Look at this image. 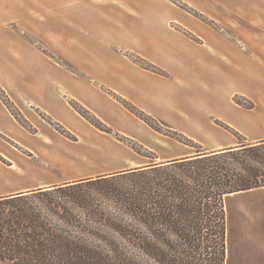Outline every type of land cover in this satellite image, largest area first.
Masks as SVG:
<instances>
[{"label":"crops","instance_id":"0c3cea01","mask_svg":"<svg viewBox=\"0 0 264 264\" xmlns=\"http://www.w3.org/2000/svg\"><path fill=\"white\" fill-rule=\"evenodd\" d=\"M183 1L207 13L213 24L169 1L170 11L164 10V15L157 11L159 18L151 13V30H144V25L139 24L136 32H125L123 38L117 33L106 39V34L91 33L85 23L63 20V29L83 31L85 37L82 41H67L68 46L78 49L77 58L87 68L90 66V70L77 74L65 71L25 40L23 25L32 21V28L41 29V25L46 26L42 15L45 10H66L69 17L82 16L87 13L85 7L98 3L123 16H135L137 12L127 0H0V84L19 116L36 127L35 131H28L0 97V154L13 161L18 145L27 147L28 142L40 136L53 135L51 130H43L44 122L63 124L70 131L91 137L89 122L74 109L73 101L125 135L143 139L141 120L114 94L175 127L213 124L217 145L211 149L263 144L264 0ZM232 15L240 16L243 24L230 23L229 19L237 20L229 17ZM171 23L181 26V30ZM118 26L126 28L127 24L119 22ZM48 37L61 43L60 34ZM126 50L163 73L140 66L124 54ZM28 51L31 57L27 56ZM67 51L70 53V48ZM35 54L47 60L49 71H35ZM236 93L247 98L250 105L235 104L231 97ZM232 127L242 128L237 129L242 139L226 129ZM28 149L39 150L31 146ZM187 154L181 152L177 156ZM7 166H14V162ZM28 188L31 187H0L2 192ZM224 209L226 264H264V185L225 195Z\"/></svg>","mask_w":264,"mask_h":264},{"label":"trees","instance_id":"16d2710c","mask_svg":"<svg viewBox=\"0 0 264 264\" xmlns=\"http://www.w3.org/2000/svg\"><path fill=\"white\" fill-rule=\"evenodd\" d=\"M263 147L198 152L174 161L173 172L156 164L129 171L137 179L109 194L117 215L96 222L106 229H91L76 213L101 215L70 192L82 182L2 195L0 264H226L224 196L264 185L260 168L247 161L262 158Z\"/></svg>","mask_w":264,"mask_h":264},{"label":"rangeland","instance_id":"374dc122","mask_svg":"<svg viewBox=\"0 0 264 264\" xmlns=\"http://www.w3.org/2000/svg\"><path fill=\"white\" fill-rule=\"evenodd\" d=\"M168 1L173 6L187 11L200 20L213 24V20L209 18L207 13L199 12V9L190 6L183 0H127L131 7L137 12L135 16L131 17L125 14L123 16L119 12L108 10V7L104 3L85 7V12L87 13H84V10H82V13L85 14L84 17V14H82V16L76 14L75 16L69 17L66 14V10H45L42 12V15H45L46 26L44 27L41 25V29H34L31 27L33 26L32 21H30V25L29 22H27V25H23V38L31 45H34L37 50L45 54V56L61 65L65 71H74V73L79 74L82 71L90 70V66L87 68L86 63L82 62L80 58H77L78 49L74 48L73 45L72 47L71 45L68 46L67 41L74 39L82 41L85 37L83 36V31L80 33V31L77 30L76 33H73L72 31L63 29L61 26L63 20L67 21L68 18H70L75 24L85 23L86 28L91 33L106 34V39L114 37L117 33L123 38V33L125 32L128 34L130 33V35L136 32L139 24L144 25V30H151V26H148L151 13L155 15L157 11H163L164 15V10L170 11ZM221 9L226 10L223 8ZM114 10L119 11L116 7ZM209 10L216 9L210 8ZM155 16L157 18L160 17L158 14ZM229 17H234L236 19L237 16L232 15ZM239 17L240 16L237 17V20L229 19L228 21H230V23L236 22L243 24L244 20L238 19ZM178 19L191 25L186 19ZM119 22L126 23V28L119 27ZM171 25L181 30V26H177V24L174 23H171ZM120 31L122 32L120 33ZM49 34H60L61 43H54L53 39L48 37ZM126 38L128 37L126 36ZM69 48L71 51L70 53L67 51ZM26 54L28 57L32 56L30 51ZM124 54L144 68L163 73L161 69L157 68L143 57H140L138 54L129 50L124 51ZM42 57L41 55L35 54L34 59L31 58L33 66L36 68L35 71H49L46 64L48 62L46 59H42ZM3 94L4 91L0 84V97L4 100H8L7 94H4V96ZM113 97L129 110L126 106L127 104L124 105L122 102V100L126 99L117 94H114ZM231 99L235 104H239L243 107H248L250 105V101L241 94L236 93L232 95ZM128 103L131 104L130 107L133 108L134 112L131 110L129 111L134 115L138 113L143 118L136 115L141 120L139 130L143 134V139L127 136L116 128L102 122L90 110L80 105L78 102H75V104L71 103L74 109L89 122L88 126L92 130L91 137H83L79 133L70 131L63 124L44 122L43 130H51L53 135L40 136L39 139L28 142L27 147L24 144L23 148L18 145L19 150H15L17 155L12 156L13 161L8 160L4 155L0 154V187L7 185H23V187L26 186L31 188L13 192H2L0 189V196L20 192L31 193L32 191L30 190H36L37 188L54 184L82 182L77 188H71L70 192L77 191L78 194L83 195L87 199L86 202L90 205V210H95L101 215L96 217L80 210H76V213L79 215L82 214L80 219L82 222L90 224L92 226L91 229H106L103 226H98L96 222L99 221L100 217H114L111 215H117L118 208L109 198V194L114 190L127 188L137 179V177L130 176V173H128L129 171L135 168H147L150 165L156 164L164 165L165 168L163 170H170L173 172L175 168L171 165L177 159L198 152L217 150L211 149L217 145L214 141L216 138L215 132L213 133L212 131L214 127L213 124L205 127H175L147 113L133 103L129 101ZM9 109L19 118V122L28 131L32 132L36 130L35 126L19 116V112L13 104L9 105ZM92 116H95L101 122V124L98 125L99 127L92 123ZM96 124H98V122H96ZM226 129L235 135V138L242 139L238 131L242 128H237L238 130L233 127ZM198 131H202L203 135L197 134ZM2 143L4 146H9L5 141H2ZM29 146L37 147L39 150L37 152L31 151L28 149ZM181 152L189 154L177 156ZM260 152L262 158H252L247 161L251 166L260 168L264 176V147ZM13 162L14 166H7ZM231 163L232 166H238L236 162L231 161ZM106 176L108 180L100 179L98 181H93L95 178ZM88 180L92 181L88 182ZM32 198L35 199L36 197L32 196ZM64 200L65 199H59L60 202ZM51 220L55 221V218L52 217ZM73 231L77 232L75 230Z\"/></svg>","mask_w":264,"mask_h":264}]
</instances>
